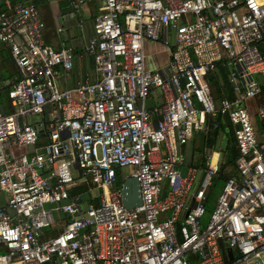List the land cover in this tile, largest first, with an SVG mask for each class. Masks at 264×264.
<instances>
[{
    "label": "built area",
    "instance_id": "1",
    "mask_svg": "<svg viewBox=\"0 0 264 264\" xmlns=\"http://www.w3.org/2000/svg\"><path fill=\"white\" fill-rule=\"evenodd\" d=\"M55 1L75 11L100 3L83 46L95 78L59 87L73 47L46 42L35 2L0 0V42L17 70L12 111L0 112V264H264V139L236 106L261 91L253 74H264V0ZM168 27L167 71L148 70L144 41L166 44ZM220 61L239 97L217 104L207 76ZM152 90L162 98L157 121L144 105ZM257 113L264 129V108ZM217 114L236 126V174L204 221L221 163L210 153L198 179L182 146ZM122 167L140 185L131 209L116 186ZM85 183L98 190L88 200L73 192ZM59 214L68 220L58 226Z\"/></svg>",
    "mask_w": 264,
    "mask_h": 264
},
{
    "label": "crops",
    "instance_id": "2",
    "mask_svg": "<svg viewBox=\"0 0 264 264\" xmlns=\"http://www.w3.org/2000/svg\"><path fill=\"white\" fill-rule=\"evenodd\" d=\"M22 2H35L40 12L45 20L46 28L44 30L45 40L46 42L52 46L53 48H61L65 45H71L74 49V60L72 69L69 72L67 77L59 76L57 77V83L61 88H68L76 85L78 82H81L85 79L93 80L95 78L94 73V61L93 58L83 52V46L86 40L93 34V19L94 16L99 12L100 3L98 1H89L87 5L84 4L79 10L78 16H75L68 13L69 11L78 12L71 9L66 1H55V0H20ZM50 4H59L61 7L59 10L50 7ZM98 10V11H97ZM61 17L64 25H56L52 22V19ZM60 29V30H59ZM164 33V32H163ZM162 33V37H163ZM62 34V35H60ZM166 44L163 41H144V49H145V63H147L146 68L148 70H162L167 71V66L170 60V49L174 44V32L170 27L167 28L166 31ZM260 51L264 54V40L259 44ZM150 54L153 55V59L150 57ZM149 56V57H148ZM218 65V64H217ZM223 66L227 67L228 73V82L230 87L229 91L223 89L220 96H217L214 92L212 86H210V94L215 101V103H219L222 99H229L227 95H230L231 99L239 97V94L233 89L229 76L232 71L231 65H227L223 62ZM216 68L209 74L216 72ZM16 67L14 66L10 52L8 47L0 42V112L2 113H10L12 111V106L10 104L9 98L7 96V91L11 86V82L13 77L16 75ZM208 75V76H209ZM255 75V77H254ZM207 76V77H208ZM254 79L262 86L259 94L253 98L242 99L239 101L237 107H242L246 109L251 118V123L257 138L264 139V129L262 125V121L257 113L259 108H264V74L260 72H256L253 74ZM241 90H243L242 85H239ZM161 94L158 90H152L149 97L145 99L144 105L151 113V119L153 121H157L160 119V106H161ZM244 101L247 102V107L241 105ZM258 118V119H257ZM31 122L39 121L38 116H31L29 118ZM260 120V121H259ZM236 126L229 120V118L225 115L217 114L215 116H207L206 118V127L204 131H200L195 133L190 141H188L185 145L182 146V151L185 155L186 162L198 168V179L202 177L205 172L206 167V158L210 153H215L218 155L220 163H226L228 161L227 157L230 154V147L233 144L234 130ZM208 133L212 134L213 137L206 136ZM211 135V136H212ZM44 140L43 136L39 137V142ZM235 140V138H234ZM236 146V142H235ZM237 149V148H236ZM203 152L205 154V160L203 166L198 167L196 164L200 160V153ZM237 157V156H236ZM235 157V160H236ZM234 166L228 165L226 167V172L229 174L234 171ZM236 170V169H235ZM130 175V174H129ZM121 177V173H120ZM216 179V178H215ZM122 182V179H121ZM225 180H223L224 185ZM217 181L214 180L213 187L216 185ZM222 185V186H223ZM212 187V189H213ZM212 189L207 193V210L206 213L209 212V208L214 207L215 200L212 198L211 192ZM222 189V188H221ZM94 192V190L90 189V185L88 183L83 184L80 187L74 189V193H82L85 198L88 200V195L90 192ZM221 191V190H220ZM219 191V193H220ZM95 193H98V190L95 189ZM218 193V194H219ZM218 196V195H217ZM217 198V197H216ZM6 203V195L0 190V207L5 206ZM205 213V214H206ZM211 212H209L210 214ZM208 214V217H209ZM205 219V221L208 219ZM58 226L65 220H68L67 215L59 214L58 215ZM58 227H50L48 230H45L44 236L47 234L53 233L52 231H56ZM5 247L0 244V253L5 252Z\"/></svg>",
    "mask_w": 264,
    "mask_h": 264
},
{
    "label": "trees",
    "instance_id": "3",
    "mask_svg": "<svg viewBox=\"0 0 264 264\" xmlns=\"http://www.w3.org/2000/svg\"><path fill=\"white\" fill-rule=\"evenodd\" d=\"M34 1H38V0H34ZM207 79H208V82L212 86V88H213V90H214V92L216 93L217 96L221 95V92H222L223 89H226V91L227 90L229 91L228 88L230 87V84L228 82L227 67L223 66L222 61H220L218 63L216 72H214L211 75H209L207 77ZM227 97L229 99H231L230 95H227ZM211 135L212 134L208 133L206 136L213 137V135L212 136ZM233 144L234 145H232L230 147L231 159L228 160L226 163L221 164L219 176L216 179H214L216 181L217 180H225L227 178V176L229 175V173L226 172V167L228 165H230V166L233 165L234 166L235 157L238 154V151H237L236 146H235L234 137H233ZM230 174H236L235 168H234V171L231 172ZM116 178H117L116 186L120 187V185H121L120 169H118L116 171ZM52 232H56V231H52Z\"/></svg>",
    "mask_w": 264,
    "mask_h": 264
},
{
    "label": "water",
    "instance_id": "4",
    "mask_svg": "<svg viewBox=\"0 0 264 264\" xmlns=\"http://www.w3.org/2000/svg\"><path fill=\"white\" fill-rule=\"evenodd\" d=\"M262 88V86H260ZM49 107H46L48 110ZM33 145H29V151H33ZM185 173V168H181V174ZM122 204L125 208L131 209L141 204V190L137 178L134 175H128L122 179L120 185ZM47 237V235L45 236ZM220 247L223 249L222 241L219 240ZM231 255V253H230Z\"/></svg>",
    "mask_w": 264,
    "mask_h": 264
},
{
    "label": "rangeland",
    "instance_id": "5",
    "mask_svg": "<svg viewBox=\"0 0 264 264\" xmlns=\"http://www.w3.org/2000/svg\"><path fill=\"white\" fill-rule=\"evenodd\" d=\"M88 3L90 4V2H88ZM86 5H87V3H86ZM50 7L59 10L61 6H60L59 4H55V5L50 4ZM97 11H98V10H97ZM68 13H69V14L71 13L72 15L75 13V14H76L75 16H78V13H80V10H79L78 12L69 11ZM52 22H53L54 24H56V25H58V23H59V25H64V22L62 21V18H61V17H57V18L54 17V19H52ZM60 35H62V34H60ZM148 57H149V56H148ZM150 57L153 59V55H152V54H150ZM146 65H147V63H146ZM254 77H255V75H254ZM241 105H243V106H245V107L248 108V106H247V102H246V101H244L243 103H241ZM248 109H249V108H248ZM257 119H258V118H257ZM259 121H260V120H259ZM257 139L260 140L259 138H257ZM200 157H201L200 160H199L198 163L196 164L198 167L203 166V163H204V160H205V157H206V156H205V154H204L203 152H201V153H200ZM227 159H228V160L231 159V153L228 155ZM120 173H121V179H124L126 176H128V175L131 173V168H130V167H122V168L120 169ZM222 185H223V180H217V183H216V185L213 187L212 192H211L212 198H213L214 200L216 199V197H217L219 191L221 190ZM94 192H95V190H94ZM211 211H212V207L209 208V212H211ZM209 212L205 214V216H204V218H203L204 221H205V219L208 217ZM46 230H48V229H46Z\"/></svg>",
    "mask_w": 264,
    "mask_h": 264
}]
</instances>
